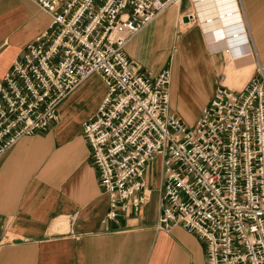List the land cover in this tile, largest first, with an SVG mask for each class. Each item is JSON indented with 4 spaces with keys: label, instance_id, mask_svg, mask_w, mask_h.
<instances>
[{
    "label": "built area",
    "instance_id": "2783aa9c",
    "mask_svg": "<svg viewBox=\"0 0 264 264\" xmlns=\"http://www.w3.org/2000/svg\"><path fill=\"white\" fill-rule=\"evenodd\" d=\"M36 2L51 21L0 82V156L57 122L62 102L98 74L106 94L83 131L109 196L105 219L151 202L147 170L160 158L157 227L198 234L208 264H264V64L243 90L217 88L188 126L171 109L172 70L141 71L125 52L183 0Z\"/></svg>",
    "mask_w": 264,
    "mask_h": 264
},
{
    "label": "crops",
    "instance_id": "0c3cea01",
    "mask_svg": "<svg viewBox=\"0 0 264 264\" xmlns=\"http://www.w3.org/2000/svg\"><path fill=\"white\" fill-rule=\"evenodd\" d=\"M189 3L170 6L125 52L136 68L152 75L171 68V109L192 126L210 104L230 50L237 60H228L225 83L232 87H242L256 63L264 64V0H240L245 24L231 26L223 5L196 8L202 26L183 33L169 67L175 26L191 11ZM50 21L36 0H0V82ZM208 34L217 36V46H210ZM232 36L239 40L228 42ZM91 78L101 80L93 74L70 94L57 122L22 137L0 156V264H208L206 242L198 234L181 225L157 227L158 199L154 208L150 202L138 214L105 219L109 196L83 128L97 113L106 86L101 80L92 87Z\"/></svg>",
    "mask_w": 264,
    "mask_h": 264
},
{
    "label": "rangeland",
    "instance_id": "374dc122",
    "mask_svg": "<svg viewBox=\"0 0 264 264\" xmlns=\"http://www.w3.org/2000/svg\"><path fill=\"white\" fill-rule=\"evenodd\" d=\"M184 1V0H183ZM190 1V8H191V11L189 12V13H193V14H195V15H197V17H196V19L195 20H193V21H189V19L187 18V17H185V16H182L181 17V19L179 20V22H178V24H177V26H175V30H174V39H173V43H172V58H171V60H170V65H168L169 67H172V65H173V62H174V60H175V58H176V56H177V53H178V48H179V46H180V44H181V39H182V36H183V33L186 31V30H188V29H190V28H192V27H194V26H196L198 23H199V16H198V14H197V12L195 11V9L197 8L196 6H194L193 4H194V2H195V0H189ZM240 1V0H239ZM183 3V2H182ZM181 5V4H180ZM180 5H177L178 7L180 6ZM173 6H175V5H173ZM176 6V7H177ZM188 13V14H189ZM185 18V19H184ZM187 18V19H186ZM157 19V18H156ZM183 20H185L187 23H189L190 25H184V23H183ZM154 21V20H153ZM152 21V22H153ZM149 25V24H148ZM147 25V26H148ZM146 26V27H147ZM145 27V28H146ZM246 27V26H245ZM144 28V29H145ZM247 29V28H246ZM247 33H248V31H247ZM138 35V34H137ZM136 35V36H137ZM220 35L223 37V39H224V41H225V43H226V40H225V36H224V34H223V32H221L220 33ZM219 35V36H220ZM207 38H208V40H207V42L210 44V46L211 47H215V46H217V44H218V40H217V36H210V34H208V36H207ZM133 39V38H132ZM204 45H205V47L207 48V43L205 42L204 43ZM224 53H225V51L224 50H222V54L224 55ZM228 60H231V61H236L237 60V56H236V53L233 51V50H230L229 52H228V57L226 56V63H225V67H224V73H222L219 77V80H218V86H217V88H219V87H221V86H224V87H226V88H229V89H231V90H233V91H235V92H238V91H241V90H243L246 86H247V84L250 82V80L252 79V77H255V76H257V77H260L261 75L259 74V72L257 71V69H255V71H254V73L252 74V75H248L247 77H246V79H245V83L242 85V87H240V88H236V87H232V86H230V84L228 85V84H226L225 83V73H226V67H227V65H228ZM254 61H255V59H253ZM241 63V62H240ZM255 63H256V61H255ZM182 65H185L183 62H182ZM256 66H257V63H256ZM167 69H171V68H167ZM251 76V77H250ZM90 84L92 85V87H95V88H97L98 86H99V84L101 83V80L100 79H98V78H91L90 79ZM171 84H172V82H171ZM217 90V89H216ZM215 95V94H214ZM214 97V96H213ZM213 99V98H212ZM212 101V100H211ZM211 103V102H210ZM195 107H193V109H194ZM177 109L179 110V109H181V107H177ZM199 120V119H198ZM197 120V121H198ZM160 172H161V163H160V158H157V159H155L154 161H152L151 163H150V166H149V168H148V170H147V179H148V181H149V184L152 186V188H154L153 190H154V192H153V197H152V201H151V203H150V206L152 207V208H154L155 206H157V199L159 198V189H160V186H159V188H158V185H160Z\"/></svg>",
    "mask_w": 264,
    "mask_h": 264
},
{
    "label": "bare ground",
    "instance_id": "6f19581e",
    "mask_svg": "<svg viewBox=\"0 0 264 264\" xmlns=\"http://www.w3.org/2000/svg\"><path fill=\"white\" fill-rule=\"evenodd\" d=\"M193 5L196 6L197 9H205V8L207 9V8H212L215 6H222L223 5L224 9H225V13L227 14V24L229 26L238 24L240 22L245 24L239 0H195ZM199 22L202 26L201 21H199ZM209 22L210 21H208L207 23H209ZM207 25L209 26V24H207ZM202 29H203V27H202ZM243 34H246L247 37H249L246 27L244 29ZM240 35H242V34H240ZM240 35H238V36H240ZM238 36L228 37L227 38L228 42L232 38H235L236 41H238L239 40ZM235 39H233V41ZM256 68H257V66L255 67V69Z\"/></svg>",
    "mask_w": 264,
    "mask_h": 264
},
{
    "label": "water",
    "instance_id": "95a60500",
    "mask_svg": "<svg viewBox=\"0 0 264 264\" xmlns=\"http://www.w3.org/2000/svg\"><path fill=\"white\" fill-rule=\"evenodd\" d=\"M187 19V18H186Z\"/></svg>",
    "mask_w": 264,
    "mask_h": 264
}]
</instances>
